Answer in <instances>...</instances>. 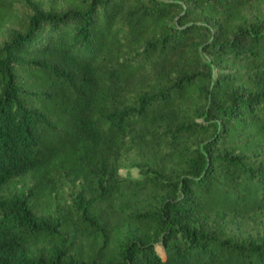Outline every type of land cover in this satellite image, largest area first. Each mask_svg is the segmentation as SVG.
<instances>
[{
  "label": "trees",
  "instance_id": "16d2710c",
  "mask_svg": "<svg viewBox=\"0 0 264 264\" xmlns=\"http://www.w3.org/2000/svg\"><path fill=\"white\" fill-rule=\"evenodd\" d=\"M41 1L0 0V264H264V0Z\"/></svg>",
  "mask_w": 264,
  "mask_h": 264
},
{
  "label": "rangeland",
  "instance_id": "374dc122",
  "mask_svg": "<svg viewBox=\"0 0 264 264\" xmlns=\"http://www.w3.org/2000/svg\"><path fill=\"white\" fill-rule=\"evenodd\" d=\"M42 5L48 4V0H42ZM17 28V27H16ZM14 27L5 30V33L0 36V41L5 40L7 38V34H13L15 30ZM144 161L143 155L142 157H138L133 153L128 154L124 157L123 164L124 168L119 170L118 174L121 178L126 179V190L123 193V197L121 201L124 205L128 206L129 211L132 212L133 207L135 205H139L143 200V197L146 195V190L142 189L137 182L141 179V176L138 171V162ZM30 186V180L28 178H19L14 180L13 182L7 184L1 191L0 196L16 199L21 194L25 193L26 190ZM77 193V188L72 187L70 185L64 186L59 195L55 200V205L52 207V212H54L57 216L62 215L67 212V209L72 205V201L74 196ZM102 211V215L104 219L108 221L110 226L115 224V217L113 216V209H108V207L102 204H96L89 209V213L91 216H98V211ZM245 230L250 235L252 240L257 242H264V218L262 220L257 221L253 224H247ZM160 252V249L157 248Z\"/></svg>",
  "mask_w": 264,
  "mask_h": 264
}]
</instances>
